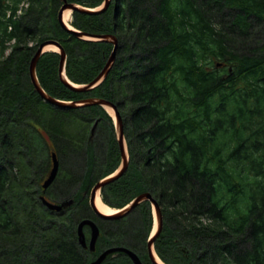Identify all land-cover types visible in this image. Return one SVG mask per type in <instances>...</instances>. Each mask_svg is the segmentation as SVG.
Instances as JSON below:
<instances>
[{
	"label": "trees",
	"instance_id": "1",
	"mask_svg": "<svg viewBox=\"0 0 264 264\" xmlns=\"http://www.w3.org/2000/svg\"><path fill=\"white\" fill-rule=\"evenodd\" d=\"M67 1L90 9L103 2ZM60 7L0 0V264H88L111 246L151 264L149 202L122 219L95 218L89 206L90 188L120 164L112 117L100 106L50 105L28 77L45 40L60 43L65 76L79 85L112 51L62 29ZM71 25L118 41L107 77L87 92L61 83L58 53H44L36 66L52 98H101L121 114L129 165L101 189L102 202L119 209L150 193L163 217L154 250L164 264H264V0H113L99 15L72 12ZM52 150L60 167L43 194L73 200L63 213L40 201ZM70 155L80 163L65 167ZM84 219L100 229L94 253L77 242ZM102 264L132 263L114 253Z\"/></svg>",
	"mask_w": 264,
	"mask_h": 264
},
{
	"label": "water",
	"instance_id": "2",
	"mask_svg": "<svg viewBox=\"0 0 264 264\" xmlns=\"http://www.w3.org/2000/svg\"><path fill=\"white\" fill-rule=\"evenodd\" d=\"M61 1V7L58 10L57 13V21L62 29H64L66 32L74 35L75 37L85 40V41H98V42H105L112 44L113 48L112 51L100 71V73L88 84L86 85H77L70 82L65 74H64V64L66 55L61 47L60 43L54 40H46L39 44L35 54L33 55L32 59L29 62V78L31 81V84L35 90V92L44 100V102H47L48 104H51L58 108H64V109H76V108H83V107H90V106H100L106 109L109 112V109L112 110L113 115L112 118L114 120V126H115V139L118 145L119 153H120V164L118 168L111 173L110 175L103 177L99 179L91 188L89 191V205L93 209V212L96 216L102 219H121L125 216H127L134 208L138 207L143 202H149L152 206L153 210V229L147 239V254L150 262L152 264H163L158 257L156 256L154 252V242L159 237L161 230H162V216L159 204L155 198L152 197L150 193H142L135 198H133L126 206H124L120 210H114L111 214H102L100 211L97 210L95 206L96 196L100 193V190L107 186L110 183H113L120 179L125 172L127 171L128 165H129V156L127 152V146L125 142L124 137V130H123V120L121 117V114L119 110L117 109V106L113 104L112 102H109L107 100L101 99V98H86L80 101H74V102H66L61 100H56L49 96L40 86L37 76H36V64L40 56L45 52L46 47H53L57 53L60 55L59 60V66H58V77L61 83L67 87L68 89L75 91V92H87L98 85H100L103 80L107 77L108 73L110 72L114 61L116 59L117 49H118V41L114 35H93L84 33L81 31H77L70 26H67L63 20H62V14L63 11L66 9H69L71 12H79L87 15H99L104 13L107 8L109 7L111 0H103V2L94 9H88L78 4L69 3L67 0H60ZM96 122L92 127V130H94L96 126ZM51 159V169L46 177V179L43 181L41 187L42 190H46L55 180L58 169H59V163L56 158V154L54 152L50 155ZM40 201L43 206H45L48 210L54 211V212H60L64 211L66 208L70 207L73 204V200H69L62 203H54L48 201L44 196L40 197ZM88 226L91 229V237L90 241L88 243L89 250L91 252L95 249V243L99 236V229L91 220H82L78 226H77V237H78V243L82 248H87V244L85 241L84 233H83V227ZM113 253H123L128 256L132 264H142L139 260L138 256L130 251L127 248L123 247H112L104 250L102 253L98 255V257L91 261L88 264H102L103 261L106 259L108 255H111Z\"/></svg>",
	"mask_w": 264,
	"mask_h": 264
},
{
	"label": "rangeland",
	"instance_id": "3",
	"mask_svg": "<svg viewBox=\"0 0 264 264\" xmlns=\"http://www.w3.org/2000/svg\"><path fill=\"white\" fill-rule=\"evenodd\" d=\"M20 8H23V9H25L26 8V5H24V4H20V6H19ZM71 18H72V15H71V12H70V20L67 22L68 24L70 23V21H71ZM13 43L12 42H10V44H9V46L10 45H12ZM35 44V41H31L30 43H29V45L28 46H32V45H34ZM49 50H54V48H51V49H49ZM10 51H11V48H9V49H7L6 51H5V55L7 56L9 53H10ZM48 52H51V51H48ZM28 77H29V75H28ZM110 111H112V110H110L109 109V113H110ZM111 114V113H110ZM111 115H113V112H112V114ZM54 151V150H53ZM64 158V157H63ZM58 159V158H57ZM75 161L76 163H80L79 162V160H77V158H74V156H69L65 161H64V163H66V164H64V166L65 167H69V166H71V161ZM49 161H50V166H49V170L51 169V159H49ZM58 163H59V160H58ZM69 165V166H68ZM59 167H60V164H59ZM72 167V166H71ZM49 170H48V172H49ZM47 172V173H48ZM53 184V183H52ZM101 199V198H100ZM102 202V201H101ZM103 203V202H102ZM103 205L104 206H106L104 203H103ZM107 207V206H106ZM108 208V207H107ZM137 208V207H136ZM136 208H134V209H136ZM110 209V208H109ZM133 209V210H134ZM133 210L128 214V215H130L132 212H133ZM114 211L112 210V213H113ZM127 215V216H128ZM127 216H125L124 218H126ZM161 216H162V214H161ZM140 229H141V227H140ZM119 230H121V229H119ZM128 231V230H127ZM131 234L136 238V236H137V230H133L132 232H131Z\"/></svg>",
	"mask_w": 264,
	"mask_h": 264
},
{
	"label": "bare ground",
	"instance_id": "4",
	"mask_svg": "<svg viewBox=\"0 0 264 264\" xmlns=\"http://www.w3.org/2000/svg\"><path fill=\"white\" fill-rule=\"evenodd\" d=\"M70 12L71 11L69 9H66L63 11V14H62V20L67 26H69V24L67 22L70 20ZM51 48L52 47H46L44 50H49ZM110 113L112 114V111H110ZM95 206H96L97 210L100 211L102 214H111L112 213L111 209H109L103 205V203L101 202L99 194L96 196Z\"/></svg>",
	"mask_w": 264,
	"mask_h": 264
},
{
	"label": "flooded vegetation",
	"instance_id": "5",
	"mask_svg": "<svg viewBox=\"0 0 264 264\" xmlns=\"http://www.w3.org/2000/svg\"><path fill=\"white\" fill-rule=\"evenodd\" d=\"M49 40H54V39H49ZM87 194V193H86ZM90 206V205H89ZM91 208V207H90ZM92 209V208H91ZM92 211H93V209H92ZM93 214H94V212H93ZM95 218H99L98 216H96L95 214L93 215ZM124 218V217H123ZM99 219H102V218H99ZM122 219V218H121ZM86 220H91V221H93L94 222V224L98 227V229H99V226H98V224H97V222L95 221V220H93V219H86ZM85 229H87V236H86V234H85V232H84V235H85V238H86V243L88 244V242H89V240H90V237H91V229H90V227H88V226H85L84 228H83V231L85 230ZM162 229H163V217H162ZM99 233H100V229H99ZM161 233H162V230H161ZM161 233H160V235H161ZM159 235V236H160ZM159 238V237H158ZM157 238V239H158ZM156 239V240H157ZM98 240V239H97ZM97 240H96V244H97ZM156 240H155V242H156ZM155 242H154V244H155ZM112 247H114V246H111V247H108V248H112ZM108 248H106V249H108ZM124 248V247H123ZM146 249H147V244H146ZM84 250H87V251H89V252H91L90 250H89V247H87L86 249H84ZM96 250V249H95ZM104 251V250H103ZM103 251H101V252H103ZM95 252V251H94ZM94 252H91V253H94ZM101 252H99L96 256H95V258L93 259V260H95L97 257H98V255L101 253ZM92 260V261H93ZM130 260V259H129ZM91 262V261H90ZM89 262V263H90ZM132 263V262H131ZM152 264V263H151Z\"/></svg>",
	"mask_w": 264,
	"mask_h": 264
}]
</instances>
